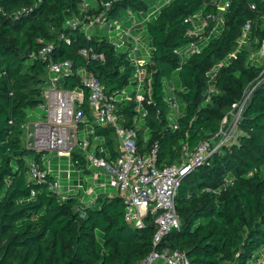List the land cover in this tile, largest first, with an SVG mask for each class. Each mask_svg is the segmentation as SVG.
Instances as JSON below:
<instances>
[{"label":"trees","instance_id":"obj_1","mask_svg":"<svg viewBox=\"0 0 264 264\" xmlns=\"http://www.w3.org/2000/svg\"><path fill=\"white\" fill-rule=\"evenodd\" d=\"M218 2L170 0L155 10L147 0L88 5L86 0H0V264H137L164 247L185 253L189 264L263 259L264 63L250 55L264 41V0H231L224 12ZM135 15L143 16L151 87L144 90L140 110L132 91L131 99H119L117 114L124 127L137 130L141 154L158 143L160 166L180 162L186 150L213 138L224 119L231 120L234 104L248 95L238 139L182 179L176 195L180 223L157 245L154 217L148 215L142 225L127 222L120 193L93 199L52 188L54 171L33 178L31 164L43 168L48 152L24 143L26 121L45 102L51 62L72 61L73 71L59 84L66 89L81 88L80 68L98 76L108 93L119 96L131 89L136 66L129 47H117L107 28L84 26L99 16L132 23ZM198 16L199 26L207 23L190 34ZM73 18L81 23H68ZM247 23L251 28L239 47ZM193 43L199 50L182 58L179 50ZM87 96L83 108L90 117ZM173 97L182 101L177 115L170 106ZM90 123L101 140H91L95 152L103 145L115 157L114 128ZM73 157L85 167L79 152Z\"/></svg>","mask_w":264,"mask_h":264},{"label":"built area","instance_id":"obj_2","mask_svg":"<svg viewBox=\"0 0 264 264\" xmlns=\"http://www.w3.org/2000/svg\"><path fill=\"white\" fill-rule=\"evenodd\" d=\"M230 2L231 0H219V11L227 10ZM111 3L108 1L106 5L110 6ZM198 18L200 19L199 16ZM131 20L132 24L124 28L122 20L109 21L99 16L91 19L84 29L107 28L110 38L114 40L117 47L126 45L129 47L130 56L136 66L133 91H135V100L140 110L144 100V90L151 87V80L147 79L146 69L149 58L145 56L141 34L133 32L138 22L135 18ZM188 20H193V18L186 21ZM201 22L200 28L194 22V28L190 29L189 33H197L206 25L207 19ZM68 23L76 26L81 21L79 18H73ZM250 28L251 24L247 23L239 47L243 44ZM198 50V44L193 43L180 49L179 53L185 59L191 52ZM48 51H50L49 46L45 47L42 53L45 54ZM232 55H235V52ZM93 57H97L96 54H93ZM250 60L264 62V41L255 53H251ZM72 71L71 60L51 62L49 65L50 85L44 94L45 102L40 105L46 116L35 123L33 130L28 133L30 138L28 146L50 152L52 157L48 155L44 157L43 168L38 162H33L31 176L39 178L45 172L54 171L57 177L52 188L58 192H62L64 188L75 190L93 199L101 193H108L110 188L116 189L123 197L124 216L127 222L142 225L148 215L154 217L156 225L154 244L157 245L180 223L176 208V195L182 179L212 154L233 142L248 95L242 102L234 104L235 111L232 113L231 120L228 121L225 118L222 127L213 138L201 142L193 152L186 150L180 162L160 166L158 143H155L149 151L141 154L136 142L137 130L124 127L118 120L117 103L119 99H131L132 92L124 90L119 96L108 93L100 78L85 68L77 70L80 75V89L61 87L59 84L63 74ZM170 89L174 91V87ZM86 92L88 93L87 103L90 117L83 108ZM170 106L173 113L177 115L180 103L175 97L170 100ZM85 120L87 123L94 121L114 128L117 142L120 145L119 153L115 157H112L103 145L99 149L100 153L95 152V143L91 140L95 142L101 140L96 136L94 125L86 131L83 138L80 137L79 130ZM170 125L174 129L179 127L175 118H171ZM101 139L104 142V138ZM74 151L84 157L85 167L77 166L81 164V161L74 159ZM55 158L58 159L56 168H54ZM63 158H66V168H63ZM73 172L78 174L75 183L72 181ZM262 257L264 259V253ZM158 259H164L168 264H189L185 253L168 247L153 249L145 259L137 264H154Z\"/></svg>","mask_w":264,"mask_h":264},{"label":"crops","instance_id":"obj_3","mask_svg":"<svg viewBox=\"0 0 264 264\" xmlns=\"http://www.w3.org/2000/svg\"><path fill=\"white\" fill-rule=\"evenodd\" d=\"M91 1H93V0H87L86 5H88ZM132 16H134V15H131V17ZM135 18L137 19L138 24H137V26L134 27L133 31L136 33H140L142 35L143 29H144V24L142 23L143 16L142 15H138V16L135 15ZM125 22L123 23L124 28H126L127 26H130L132 24V23L127 22V21H125ZM199 25H200V23H199ZM93 29H95V28H93ZM144 52H145V56L147 58H150V48L145 47ZM42 112H43V110L40 107L32 110V117L26 121L25 126H24V139H25L26 135L29 137L28 133L33 130L34 124L43 119ZM82 124H87L86 120ZM92 127H93V125L89 128H92ZM82 128H84V127L82 126ZM57 161H58V159L55 158V167H57ZM62 162L64 164L63 168H66V158H63ZM77 179H78V174L76 172H73L72 173L73 183H75L77 181ZM110 194H114V193H110ZM154 264H168V263L164 259H158L156 262H154ZM255 264H264V259L258 260Z\"/></svg>","mask_w":264,"mask_h":264},{"label":"rangeland","instance_id":"obj_4","mask_svg":"<svg viewBox=\"0 0 264 264\" xmlns=\"http://www.w3.org/2000/svg\"><path fill=\"white\" fill-rule=\"evenodd\" d=\"M87 1V0H86ZM167 0H147V2L150 4V6H153L154 7V9L155 10H158V8L160 7V5L162 4V2H166ZM199 20L200 19H196V22L198 23L197 25L199 26ZM201 26H199L198 28H200ZM134 29V28H133ZM91 30H93L94 31V29H91ZM134 32V31H133ZM135 34H137L136 32H134ZM218 34V31L216 32V34L215 35H217ZM145 47H147V46H145L144 45V48ZM253 53H255V51H252V54ZM264 63V62H263ZM174 82H179V77H178V74L176 73V74H174V76H173V78H172V80H171V85H170V88H171V86H173L174 85ZM170 88H169V90H170ZM133 89H134V87L132 86L131 87V89H129V92H132L133 91ZM177 101H178V103H182V101H181V99H177ZM93 124H90V123H87V124H82V126L84 127V128H81L80 130H79V135H80V137L81 138H83L84 136H85V133H86V131L87 130H89L90 128L89 127H91ZM86 127V128H85ZM89 128V129H88ZM241 131L239 130V128L236 130V134H235V137H234V139H233V141L235 142L237 139H238V134L240 133ZM24 143L26 144V145H29V143H30V138L26 135V137H25V139H24ZM116 148L117 149H119L120 148V145H119V143L118 142H116ZM48 157H52V154L50 153V152H48ZM63 166H64V164H63ZM64 179H65V177H64ZM110 193H117V190L116 189H114V188H110L109 189V191H108V194H110Z\"/></svg>","mask_w":264,"mask_h":264}]
</instances>
